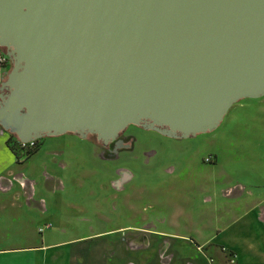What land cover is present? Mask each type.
I'll return each instance as SVG.
<instances>
[{"label": "water", "instance_id": "obj_1", "mask_svg": "<svg viewBox=\"0 0 264 264\" xmlns=\"http://www.w3.org/2000/svg\"><path fill=\"white\" fill-rule=\"evenodd\" d=\"M0 126L103 145L214 129L264 94V0H0Z\"/></svg>", "mask_w": 264, "mask_h": 264}, {"label": "rangeland", "instance_id": "obj_2", "mask_svg": "<svg viewBox=\"0 0 264 264\" xmlns=\"http://www.w3.org/2000/svg\"><path fill=\"white\" fill-rule=\"evenodd\" d=\"M259 97L239 99L214 129L194 136L130 124L124 135L134 137L133 147L113 158L90 135L66 132L39 138L35 152L16 159L35 191L75 199L81 210H67L83 218L81 234L132 226L79 242L82 264H234L220 246L232 231L226 211L238 214L252 193H264ZM196 229L212 244L201 246Z\"/></svg>", "mask_w": 264, "mask_h": 264}, {"label": "crops", "instance_id": "obj_3", "mask_svg": "<svg viewBox=\"0 0 264 264\" xmlns=\"http://www.w3.org/2000/svg\"><path fill=\"white\" fill-rule=\"evenodd\" d=\"M5 76L0 70V83ZM8 135L0 126V264H82L88 258L79 242L89 238L98 242L106 231L132 227L81 234L86 230L81 226L83 218L74 219L68 212L81 207L64 194L35 191L34 179L7 143ZM245 200L240 213L226 211L225 230L232 231L224 235L220 246L229 251L234 264H264V193H252ZM196 233L203 239L199 229ZM212 241L206 238L200 245H211Z\"/></svg>", "mask_w": 264, "mask_h": 264}, {"label": "built area", "instance_id": "obj_4", "mask_svg": "<svg viewBox=\"0 0 264 264\" xmlns=\"http://www.w3.org/2000/svg\"><path fill=\"white\" fill-rule=\"evenodd\" d=\"M10 65L11 62L9 57L5 54L4 50L0 48V70L6 73L7 70L10 68ZM16 143L19 148H22L23 150H30L36 147L37 139L21 141L16 137Z\"/></svg>", "mask_w": 264, "mask_h": 264}, {"label": "trees", "instance_id": "obj_5", "mask_svg": "<svg viewBox=\"0 0 264 264\" xmlns=\"http://www.w3.org/2000/svg\"><path fill=\"white\" fill-rule=\"evenodd\" d=\"M8 134L9 135H8V138H7V143L9 145V147L12 149V151L15 154L16 158L21 156L22 154L25 155V156H28V155L32 154L33 152H35L37 150V148L39 147L40 140L37 139V145H36L35 148L30 149V150H23L22 148H19L17 146L15 134L10 133V132H8ZM90 136L93 137L95 139V141L100 143V141H98L95 138V135L91 134Z\"/></svg>", "mask_w": 264, "mask_h": 264}, {"label": "flooded vegetation", "instance_id": "obj_6", "mask_svg": "<svg viewBox=\"0 0 264 264\" xmlns=\"http://www.w3.org/2000/svg\"><path fill=\"white\" fill-rule=\"evenodd\" d=\"M1 48V47H0ZM120 137L123 138V142L128 143L129 145L127 147L125 146H120L118 147L117 152L115 153L114 151H112V149L114 148L115 144L114 141L109 142L107 145H103L101 142V145L104 148V152H106V155L109 158H113L115 156H117L119 154L120 151L124 150V149H131L133 147V141H134V137L130 134L128 136L124 135V132L121 133Z\"/></svg>", "mask_w": 264, "mask_h": 264}]
</instances>
